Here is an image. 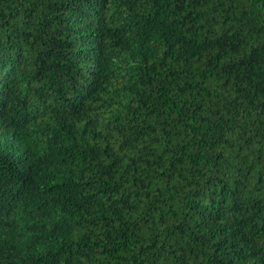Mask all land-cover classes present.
I'll list each match as a JSON object with an SVG mask.
<instances>
[{
    "label": "trees",
    "instance_id": "1",
    "mask_svg": "<svg viewBox=\"0 0 264 264\" xmlns=\"http://www.w3.org/2000/svg\"><path fill=\"white\" fill-rule=\"evenodd\" d=\"M0 264H264V0H0Z\"/></svg>",
    "mask_w": 264,
    "mask_h": 264
}]
</instances>
